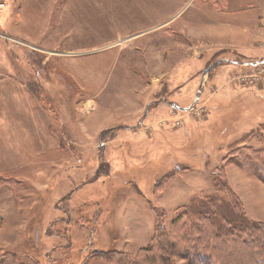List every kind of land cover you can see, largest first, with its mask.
Segmentation results:
<instances>
[{"label":"rangeland","instance_id":"1","mask_svg":"<svg viewBox=\"0 0 264 264\" xmlns=\"http://www.w3.org/2000/svg\"><path fill=\"white\" fill-rule=\"evenodd\" d=\"M213 2L0 0V104L9 94L51 125L38 144L0 125L1 261L138 262L158 226L188 247L204 203L264 228V182L240 158L264 161V37L207 30ZM239 50L257 67L226 68ZM161 103L166 117L143 123Z\"/></svg>","mask_w":264,"mask_h":264},{"label":"trees","instance_id":"2","mask_svg":"<svg viewBox=\"0 0 264 264\" xmlns=\"http://www.w3.org/2000/svg\"><path fill=\"white\" fill-rule=\"evenodd\" d=\"M33 88H35L34 85ZM259 153V151H254L253 155L249 157L242 154L240 158L249 161L250 166L253 168L252 176L264 182V161ZM213 174L215 175L217 172L213 171ZM199 208L208 224L205 227L196 225L198 237H195L196 235L194 236L193 233L192 235L182 236V240L188 244V247L175 248L173 243L163 235L164 230L162 227L158 226L156 229V238L158 237V239L154 242L152 250L147 249V253L145 252L147 255L141 261H132L131 257L130 261L125 257L123 258L122 255H117L114 263L172 264L171 258L176 250V253L184 258L188 264H221V262H224V264H264V228L248 224L234 212L231 206L228 207L229 209H227V206L224 209L221 207L223 212L218 220L216 206L212 203H204ZM221 219H224L230 225V228L226 229L220 225L219 220ZM215 227L220 228V231L215 232ZM187 239L190 240L191 245H189ZM205 246L211 247L210 249L207 248L208 252ZM123 255L125 256V254ZM11 258V255H7L3 261L0 260V264H15ZM198 258H201L202 261H198ZM223 258H226L227 261Z\"/></svg>","mask_w":264,"mask_h":264},{"label":"crops","instance_id":"3","mask_svg":"<svg viewBox=\"0 0 264 264\" xmlns=\"http://www.w3.org/2000/svg\"><path fill=\"white\" fill-rule=\"evenodd\" d=\"M224 1L226 3L227 7L224 6ZM215 5L217 7H218V5H222L224 7L221 9H214L213 6H215ZM201 7L204 8L205 13L209 17V21L205 25V27H208L207 30H209V31H220V32H222V31L230 30V32H235V33L242 32L241 34L244 37H246L247 39L253 38V37L262 39L264 37V0H214L213 3H211V4L205 3V4L201 5ZM207 12H209V13H207ZM250 15L258 16V18L256 20L254 19L253 21L246 20L245 18L250 16ZM231 16H237L238 22L231 23V21L233 20L232 19L231 21H229ZM241 18H243V21H240ZM229 28H231V29H229ZM239 52L241 55H239V54H237V55L242 57V60L245 62L236 61V60L231 59V58H224L223 57L221 59H223V60L226 59L228 61L226 63L227 64L226 68H230V67L241 68V66H240L241 64H244V66H248L249 68L257 67L255 62H257L258 60L254 59L252 61H247L246 56L250 55L249 52H246L244 50H239ZM243 52H246L247 54L244 55V54H242ZM259 60H261L260 62H262L264 60V57H261ZM244 66L242 65V69L246 68ZM224 78H225V76L223 74L217 80H215L214 83L217 82L218 84L217 83L216 84L219 85L221 83L220 81L221 80L223 81ZM199 88L200 87H198L195 90L196 92L193 94V96H196L198 94ZM227 89L228 88H220V89L218 88L211 95H214L215 93H216V95H218L219 93H222L224 95V94H226L224 92ZM254 89H258V88H254ZM192 90H194V88H192ZM7 95H9V94L4 95L5 98H2V100H3L2 105L0 104V125L3 123L2 124V127H3L2 134L4 135V128L12 125L15 128L16 127L17 128H19V127L20 128H23V127L27 128L25 133L30 132V136H33L32 141H31L32 143L35 142L36 144H38V143L44 141V139L47 136L46 133L51 134L50 122H49V124L45 123L46 124V126H45L44 122L39 118V117H42L43 115H40L39 113L37 114L36 111H34V110L26 109L27 106H25L24 109L22 107V108H20V110H17L13 106L15 103L13 97L11 98V99H13V102H12L11 100H9L7 98ZM164 105L165 104L161 103L157 107L153 108L149 113H147L146 118L142 122L143 123H145V121L148 122V118L150 121L152 119H156V117H159V118L160 117H166V115H160V108L164 107ZM165 106H167V105H165ZM3 108H5L6 110H7V108H10L11 115L7 116V115L3 114L2 113ZM167 108L171 109L172 107L167 106ZM33 123L35 124L34 126H32ZM31 127H33L34 131ZM28 128H29V130L30 129H32V130L29 131ZM10 134H11V132H10ZM23 134H24V132H23ZM55 138H56L57 142L60 141V138H58V136L55 135ZM81 160H83V159L80 157L79 161H81ZM81 165L82 164L79 163V167H81ZM79 167H74V168L79 169ZM75 177L79 179V176L78 177L75 176ZM82 178H83V176H81V179Z\"/></svg>","mask_w":264,"mask_h":264},{"label":"bare ground","instance_id":"4","mask_svg":"<svg viewBox=\"0 0 264 264\" xmlns=\"http://www.w3.org/2000/svg\"><path fill=\"white\" fill-rule=\"evenodd\" d=\"M195 87V86H194Z\"/></svg>","mask_w":264,"mask_h":264}]
</instances>
